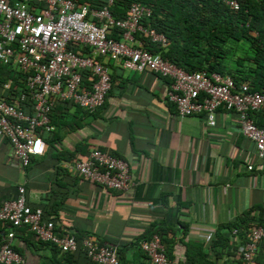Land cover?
Returning <instances> with one entry per match:
<instances>
[{"label": "crops", "instance_id": "obj_1", "mask_svg": "<svg viewBox=\"0 0 264 264\" xmlns=\"http://www.w3.org/2000/svg\"><path fill=\"white\" fill-rule=\"evenodd\" d=\"M8 68L11 77L19 76L14 64ZM108 68L112 87L104 105L88 113L72 103H57L53 130L43 136L44 153L28 168L19 167L10 143L0 138V207L24 184L28 204L43 210L57 234L114 246L119 264H150L138 247L153 234L161 235L174 264H241L240 250L250 231L264 227V160L241 133L237 116L220 109L213 127L203 116L180 119L166 98L169 79L125 70L112 59ZM4 70L0 84L10 79ZM18 84L13 88L19 92ZM16 90L10 96L0 88V99L19 105ZM255 117L264 123L261 115ZM96 149L130 165L133 184L127 192L105 189L77 174L76 162ZM232 224L242 229L240 235L223 228ZM4 229L3 241L10 231ZM14 232L11 246L23 264H94L82 251L66 254L41 243L26 228ZM220 232L236 251L211 248ZM255 264H264V244Z\"/></svg>", "mask_w": 264, "mask_h": 264}, {"label": "built area", "instance_id": "obj_2", "mask_svg": "<svg viewBox=\"0 0 264 264\" xmlns=\"http://www.w3.org/2000/svg\"><path fill=\"white\" fill-rule=\"evenodd\" d=\"M87 1L0 0V64H14L27 75L25 90L17 96L19 105L0 99V138L8 140L21 169L43 155V136L53 130L51 115L57 103H72L88 113L104 105L112 87L111 59L125 70L149 71L169 79L166 98L180 119L203 116L205 125L213 127L218 110L234 113L241 133L254 144L257 158L264 160V127H258L253 119V113L264 107V90L237 84L231 76L217 72H186L140 47L137 35L152 44L168 43L162 33L143 25L152 13L149 6L132 3L124 19H115L111 7L117 0H104L100 7ZM224 3L234 10L240 6L238 0ZM85 74L93 78L89 86L84 84ZM11 84L6 81L0 88L9 91ZM74 168L80 177L111 191L124 193L133 184L130 165L98 149L77 161ZM0 222L10 229L0 248V264H23L11 246L19 228H26L40 242L62 253L82 251L94 264H119L114 246L57 234L43 210L28 204L24 184L17 187L14 199L1 205ZM260 244H264V227L256 225L240 250L241 264H255ZM139 247L150 264H174L160 234L142 240Z\"/></svg>", "mask_w": 264, "mask_h": 264}, {"label": "trees", "instance_id": "obj_3", "mask_svg": "<svg viewBox=\"0 0 264 264\" xmlns=\"http://www.w3.org/2000/svg\"><path fill=\"white\" fill-rule=\"evenodd\" d=\"M103 1L88 0L87 3L92 7H100ZM135 2L151 8V16L143 20V25L162 33L168 41L166 46H161L137 35L138 40L143 42V49L160 54L186 72H217L231 76L237 84L246 83L253 90H264V0H238V10L225 5L224 0H117L111 7L113 17L124 19L130 5ZM111 36L118 37L117 34ZM6 67L9 66H0V69L6 70V77H10L8 80L12 82L7 94L14 95L16 89L13 86L20 81V90H16L18 95L25 90L27 75L17 71L19 76L11 77V71ZM88 79L91 84L92 76L85 74L84 84L87 86ZM256 114L261 115L264 121V111L253 113ZM254 121L258 127H264V123L256 117ZM5 226L8 224L0 222V248L6 233ZM223 228L230 233L235 228L239 235L242 230L238 224ZM230 242V237L220 232L216 234L211 248L215 251L218 247L236 251ZM167 256L170 258L168 250ZM202 256L207 258L206 254L202 253ZM177 264H201V261L190 263L186 260Z\"/></svg>", "mask_w": 264, "mask_h": 264}]
</instances>
